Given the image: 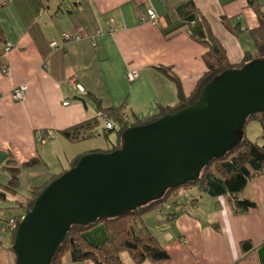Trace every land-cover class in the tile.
I'll list each match as a JSON object with an SVG mask.
<instances>
[{"label":"crops","instance_id":"crops-1","mask_svg":"<svg viewBox=\"0 0 264 264\" xmlns=\"http://www.w3.org/2000/svg\"><path fill=\"white\" fill-rule=\"evenodd\" d=\"M186 1L193 2L205 17L231 63H240L246 51H255L250 30L259 22L249 0H0V192L10 178L6 166L20 168L17 193L0 198V220L5 208L18 209L15 216L21 215L25 210L21 204L32 188L69 169L75 155L109 149L75 147L60 133L99 115V105H125V113L132 119L148 118L160 104L174 105L177 88L158 69L161 66L171 67L185 94H191L207 70L204 55L208 48L185 26L167 35L183 17L184 7L178 6ZM257 1L264 9V0ZM148 9L157 13V22L149 19ZM225 18L238 24L241 32H230L223 23ZM66 35L71 40L65 41ZM7 42L13 44L9 53L5 52ZM54 42L59 46H53ZM3 66L8 67L7 73L2 72ZM131 70L138 72L134 81L128 79ZM22 84L28 86L25 98L15 100L13 90ZM103 127L100 120L97 131ZM42 131L54 137L41 143L38 136ZM247 136L264 144L261 136L253 138L248 131ZM53 156L58 158L56 164ZM34 157L42 163L23 166ZM61 159L68 162V168ZM190 191L180 189L164 209L144 216V223L170 258L143 264H235L244 257V240H250L256 249L254 263L264 264V171L240 194L257 202L245 214H235L226 196L208 194L214 201L205 206L202 201L207 193L201 189L194 196L196 202H175ZM5 223L0 232L9 229ZM101 237L100 233L92 235L97 241ZM1 243L0 238V264H11V238L8 248ZM122 260L123 264H137L129 252L122 253ZM61 264L95 263L75 262L65 255Z\"/></svg>","mask_w":264,"mask_h":264},{"label":"water","instance_id":"water-1","mask_svg":"<svg viewBox=\"0 0 264 264\" xmlns=\"http://www.w3.org/2000/svg\"><path fill=\"white\" fill-rule=\"evenodd\" d=\"M264 111V58L211 79L199 99L122 133L121 148L84 154L51 181L16 230V264H50L74 224L130 212L199 178L242 140L248 118Z\"/></svg>","mask_w":264,"mask_h":264},{"label":"trees","instance_id":"trees-1","mask_svg":"<svg viewBox=\"0 0 264 264\" xmlns=\"http://www.w3.org/2000/svg\"><path fill=\"white\" fill-rule=\"evenodd\" d=\"M249 5L255 11L258 18V26L250 30V34L255 43V51H246L242 61L233 64L229 61L226 50L219 38L212 32L211 27L205 17L199 13L194 3L186 1L179 5L185 13L179 24L167 32V35L175 33L182 27H188L191 36L199 43L206 46L208 51L204 55L207 70L198 80L191 94L186 95L181 80L173 72L171 67H158V69L168 76L176 85L178 100L174 105H158L155 114L146 119H132L125 113V105L118 107L102 108L101 113L106 114L113 122L114 128L108 132L97 131V127L102 120L100 114L91 119L66 128L60 133L69 141L76 143L94 138L100 134H104L110 139V134L114 133L112 148L97 149L94 151H112L121 148L122 133L131 126L146 124L154 121L164 115L174 113L188 105L196 102L204 86L214 77L222 74L228 69L241 68L246 63L254 59L264 58V9L257 0H249ZM225 27L234 34H239L241 28L238 24H232L228 19H223ZM91 97L99 104L100 101L94 95ZM250 120H257L264 128V111L251 115ZM103 121V120H102ZM244 129L242 140L233 149L227 151L222 156L212 159L202 170L197 180L189 182L179 187H173L166 191L161 199L150 201L145 205L127 212L123 215L113 218L99 219L95 223L89 225L74 224L71 226L67 235L55 252L50 264H61L63 257L69 255L75 261L91 260L95 264H123L122 253L129 252L137 264H143L145 260L153 262L167 260L170 258L169 251L158 241L149 228L144 223V216L156 211L159 207H163L164 203L170 201L178 193V190L190 186L198 187L203 192L214 196H226L232 210L235 214H245L249 209L257 207V202L250 198L240 196L241 192L247 186L248 182L255 176L264 171V144L257 140L250 139ZM47 131H42L38 137L47 135ZM264 138V133L261 135ZM86 154L79 153L75 155L70 162V168L74 167L80 158ZM10 156V155H9ZM13 162V159H9ZM42 160L34 157L25 163L24 167H33L40 165ZM10 178L3 186L0 192V198L5 194H15L20 185V168L16 165H7ZM69 168V169H70ZM68 170V169H67ZM67 170L53 174L51 178L43 185L34 187L30 196L21 206L25 208L23 213L25 216L34 206L37 197L47 187V185L64 174ZM7 222L8 219H3ZM21 221H18L12 229L13 243L15 240L16 230ZM7 224V223H6ZM101 234L100 240L92 238L93 234ZM13 243L11 242V248ZM241 248L244 254L242 261L235 264H255L256 249L250 240L241 242ZM262 264V263H259Z\"/></svg>","mask_w":264,"mask_h":264},{"label":"rangeland","instance_id":"rangeland-1","mask_svg":"<svg viewBox=\"0 0 264 264\" xmlns=\"http://www.w3.org/2000/svg\"><path fill=\"white\" fill-rule=\"evenodd\" d=\"M238 64V63H237ZM247 131H248V134H249V136L250 135H252L253 136V138H256L257 136H261L263 133H264V128H263V126L257 121V120H250L249 121V123H248V125L246 126V129H245V132H246V134H247ZM114 133H112V134H110V139L109 138H107L103 133H102V135L101 136H96V137H94V138H91L90 140L89 139H87V140H85L84 142L83 141H80V142H76L75 144H76V146L75 147H81V146H83V147H86V148H94V147H106V148H112V142H113V140H114ZM97 147V148H98ZM45 148V147H44ZM45 151H46V149H45ZM48 160H50V159H48ZM55 161H57V162H59L58 161V158L57 157H52V162H54V164H56L55 163ZM61 162L64 164V166H65V168H68V166H69V164H68V162L66 161H64L63 159H61ZM53 164V165H54ZM186 189L188 190V191H190L191 189H193V191L191 192H188L187 194H183V195H181V196H178V198H176V203L178 204V203H184L185 202V200L186 199H190L192 202H196V200H193L194 199V196L196 195V194H199V193H201V192H199L200 191V189L197 187L196 188V190H194V187L193 186H190V187H187V188H183V191H186ZM179 191V190H178ZM21 194L24 196V195H26V193L25 192H23V190L21 191ZM205 196H204V199H203V203L205 204V206H208V205H213V202L212 201H214V200H212V198L208 195V194H204ZM177 196V195H176ZM199 200H200V198H199ZM0 203H2V201H0ZM166 205H168V203L166 202V203H164V205H163V207H159L157 210H161V209H164V207H166ZM6 210H9V209H7V208H5ZM6 210H3V211H5L4 213H2V218H10V217H13V216H15V215H17V214H15L16 212L15 211H17L18 209H16V210H14V209H10V211H6ZM2 212V211H1ZM23 213H25V212H23ZM23 213H21V215H19V217L20 216H22V215H24ZM10 216V217H7V216ZM4 221L3 220H0V226H4ZM6 224V223H5ZM11 231V232H10ZM12 229H3L1 232H0V238H1V240H2V243H1V245H2V247H6V248H8L9 247V244H10V238H11V242L13 243V238L14 237H12ZM9 250H7V253H8V255H9V253H10V251L8 252ZM11 255H12V260H11V264H16V259H15V255H14V253L13 252H11Z\"/></svg>","mask_w":264,"mask_h":264},{"label":"built area","instance_id":"built-area-1","mask_svg":"<svg viewBox=\"0 0 264 264\" xmlns=\"http://www.w3.org/2000/svg\"><path fill=\"white\" fill-rule=\"evenodd\" d=\"M148 16H149V19L152 21V22H157V18H158V15L157 13L153 10V9H148ZM71 36L70 35H66L64 37V40L65 41H68V40H71ZM79 38V36L77 37ZM53 46L55 47H58L59 45L54 42L53 43ZM13 49V44L11 42H7L6 45H5V52L6 53H9L11 52ZM2 72L3 73H7L8 72V67L7 66H3L2 67ZM138 77V72L136 70H131L129 73H128V79L130 81H134L136 78ZM72 83H74V80H72ZM80 90H83V87L79 84H75ZM28 86L27 84H22L18 87H16L14 90H13V98L15 100H23L25 98V93H26V90H27ZM64 104H68V101H65ZM100 116L104 122V132H108L110 130H112L114 128V124L113 122L109 119V117L106 115V114H103V113H100ZM54 135L53 134H47L45 136H41L39 137V140L41 143H46L48 140H50L51 138H53ZM23 215L22 216H13V217H10L8 218L7 220V225L10 226V227H15L18 223V221H21L23 219Z\"/></svg>","mask_w":264,"mask_h":264}]
</instances>
